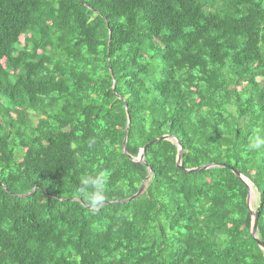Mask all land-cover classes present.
Returning a JSON list of instances; mask_svg holds the SVG:
<instances>
[{"label": "trees", "instance_id": "1", "mask_svg": "<svg viewBox=\"0 0 264 264\" xmlns=\"http://www.w3.org/2000/svg\"><path fill=\"white\" fill-rule=\"evenodd\" d=\"M255 136L264 0H0V264H264Z\"/></svg>", "mask_w": 264, "mask_h": 264}, {"label": "water", "instance_id": "2", "mask_svg": "<svg viewBox=\"0 0 264 264\" xmlns=\"http://www.w3.org/2000/svg\"><path fill=\"white\" fill-rule=\"evenodd\" d=\"M111 77L113 78V75L111 74ZM114 85V83H113ZM127 123H128V120H127ZM169 139L168 136H161L159 137L158 139L146 144L140 151H139V155L137 156V158L135 159L136 162L138 163H141L142 160H143V153L144 151L150 147L151 145H154V144H157L158 142H161V141H167ZM125 142H126V134H125V137H124V140L122 142V147H123V154H125V150H124V145H125ZM175 164H176V167L177 168H180V150H178V154H177V157H176V161H175ZM212 165H206L202 168H198V169H195V170H189V171H184V173H189V174H193V173H197L199 172L200 170H207L209 168H211ZM233 174L243 183L245 184L246 186V189H247V197H246V207L247 209L249 210V214L251 216V228H250V235L253 239V241L256 243L257 247L259 248V250H261L262 252H264V245L262 243H260L257 238H256V228H257V214L256 212H252L251 209H250V204H249V199L251 198L252 196V192H251V188L249 187V185L247 184V182L245 181L244 178H242L238 172L236 171H233ZM144 187V184H142L140 186V188L138 189L137 193L127 199V200H124L125 202L129 201V200H134L136 199L140 193L142 192V189Z\"/></svg>", "mask_w": 264, "mask_h": 264}, {"label": "clouds", "instance_id": "3", "mask_svg": "<svg viewBox=\"0 0 264 264\" xmlns=\"http://www.w3.org/2000/svg\"><path fill=\"white\" fill-rule=\"evenodd\" d=\"M264 145V137L255 136L247 145L249 150H256ZM105 177L103 175L86 176L82 179L79 192L92 207L101 206L106 200Z\"/></svg>", "mask_w": 264, "mask_h": 264}, {"label": "rangeland", "instance_id": "4", "mask_svg": "<svg viewBox=\"0 0 264 264\" xmlns=\"http://www.w3.org/2000/svg\"><path fill=\"white\" fill-rule=\"evenodd\" d=\"M249 204L252 206L255 205V197L251 196V198L249 199Z\"/></svg>", "mask_w": 264, "mask_h": 264}]
</instances>
